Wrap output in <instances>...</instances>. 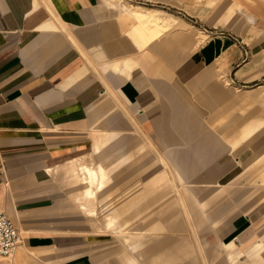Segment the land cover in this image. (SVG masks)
Wrapping results in <instances>:
<instances>
[{"label":"crops","instance_id":"crops-1","mask_svg":"<svg viewBox=\"0 0 264 264\" xmlns=\"http://www.w3.org/2000/svg\"><path fill=\"white\" fill-rule=\"evenodd\" d=\"M116 1L0 0L14 264H264V6L200 30Z\"/></svg>","mask_w":264,"mask_h":264},{"label":"rangeland","instance_id":"rangeland-1","mask_svg":"<svg viewBox=\"0 0 264 264\" xmlns=\"http://www.w3.org/2000/svg\"><path fill=\"white\" fill-rule=\"evenodd\" d=\"M250 1H252V0H164V2H166V5H164V8L159 7L160 5H158V4H154V3H151V4H153L154 8L164 10V11H166V13H169L176 18H180V19L184 20L185 22L189 23L190 25L201 30L204 28L205 24H207V25H210V24L216 25L217 23L220 24L219 21L217 22V20H219L221 15L216 16V13H217L216 11L219 9L220 6H222L225 3L231 4L232 7H234V9H236V7H242L243 9H246L249 12H252V10H254V8L258 5L264 6V0H253L255 2L252 5L249 3ZM116 3H117V7L119 10L121 8H123V6H122V4H120L119 0H117ZM167 4H170V5H167ZM253 6H255V7H253ZM144 7H146V6H144ZM234 14H237V12L235 10L231 12V15H229V17L234 16ZM222 15H224L223 16L224 18L228 17L227 12L223 13ZM252 109H254V110H252ZM251 110L252 111H258L259 110L261 113V116L264 117V111H262V105L255 104L251 108ZM235 115H237V114L235 113ZM226 124H227V122H226ZM260 134H261V136L259 138L263 139L264 138V128L260 131L259 135ZM259 150L263 152L264 146H261L259 148ZM136 152L140 153L139 151H135V154H137ZM146 152H145V154H146ZM148 153L151 154V153H153V151L151 150ZM117 154H119L118 150H117ZM150 156H152V155H150ZM152 159L153 158L150 157L149 160H152ZM92 161H93L92 158H90V159H87V162H85V163L91 165L93 163ZM108 162H109V160L106 161V163H108ZM261 163H262L261 167H264V158L262 159ZM164 165H165L164 170H166V171L172 170L171 164L165 163ZM128 167H130V162L127 163V165L126 164L121 165V167H119L118 170H125ZM259 180H260L259 174H254V175L246 178L241 185L243 188H246V190H253L254 192H256L255 199H259L262 195H264V185L258 184ZM1 190L2 189H0V200H1V203H3L4 198H3V195L1 193ZM0 209H4V208L2 207ZM16 252H17V250L13 253V256L11 258L0 260V264H14V261H15L14 255ZM44 253H46V252H44ZM203 253H204V251L201 252V255ZM47 254L50 255L51 253L47 252ZM182 261L184 262L185 259H182ZM182 261H180V262H182ZM211 263L212 264H224L223 262L221 263L220 261L217 263L206 261V264H211ZM46 264H57V263H55L53 261L52 262L48 261V263H46ZM243 264H246V263H243Z\"/></svg>","mask_w":264,"mask_h":264},{"label":"built area","instance_id":"built-area-1","mask_svg":"<svg viewBox=\"0 0 264 264\" xmlns=\"http://www.w3.org/2000/svg\"><path fill=\"white\" fill-rule=\"evenodd\" d=\"M20 244V234L12 220L0 211V260L13 256Z\"/></svg>","mask_w":264,"mask_h":264},{"label":"bare ground","instance_id":"bare-ground-1","mask_svg":"<svg viewBox=\"0 0 264 264\" xmlns=\"http://www.w3.org/2000/svg\"><path fill=\"white\" fill-rule=\"evenodd\" d=\"M93 182V181H92ZM17 249V248H16ZM16 251V250H15Z\"/></svg>","mask_w":264,"mask_h":264}]
</instances>
